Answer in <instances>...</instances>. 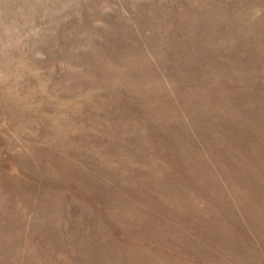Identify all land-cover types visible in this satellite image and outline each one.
I'll list each match as a JSON object with an SVG mask.
<instances>
[{"label": "rangeland", "instance_id": "374dc122", "mask_svg": "<svg viewBox=\"0 0 264 264\" xmlns=\"http://www.w3.org/2000/svg\"><path fill=\"white\" fill-rule=\"evenodd\" d=\"M0 264H264V0H0Z\"/></svg>", "mask_w": 264, "mask_h": 264}]
</instances>
